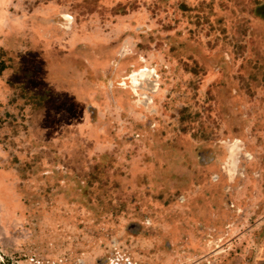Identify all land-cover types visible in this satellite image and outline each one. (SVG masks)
<instances>
[{"label":"rangeland","instance_id":"obj_1","mask_svg":"<svg viewBox=\"0 0 264 264\" xmlns=\"http://www.w3.org/2000/svg\"><path fill=\"white\" fill-rule=\"evenodd\" d=\"M1 63L0 264H264V0H0Z\"/></svg>","mask_w":264,"mask_h":264},{"label":"trees","instance_id":"obj_2","mask_svg":"<svg viewBox=\"0 0 264 264\" xmlns=\"http://www.w3.org/2000/svg\"><path fill=\"white\" fill-rule=\"evenodd\" d=\"M102 46V47H101ZM94 49V48H93ZM105 51H106V46H104V45H97V48L96 49H94V53H91L90 51H89V49L88 50H86L84 47H82V46H79V47H77L76 48V50H73V51H71V52H68L67 53V55H70L71 56V59L73 60V62L72 63H70V64H68L69 66H71V72L69 71V73H67L68 74V76L70 75V74H73L72 72H73V70L74 71H77V72H79L78 70H80L79 68H83V67H81V65H83V61H89V62H91V63H93V62H95V63H99V61H100V63L101 62H103V61H101V58L102 57H104V55H105ZM65 54V53H64ZM93 54H95V55H93ZM97 58V60H91V59H93V58ZM84 58V60H82ZM47 59V58H46ZM81 60V65H77V64H79L80 61ZM47 63H48V61H47ZM50 63V65H47V73L49 74V76H50V78H51V73L54 75V74H56V68L55 67H53V65H57V64H55L54 62H49ZM84 66V65H83ZM5 70V64L4 63H1L0 64V75L2 74V72ZM68 76H67V79H65V81H67L68 80ZM54 79V78H53ZM89 80H92V78H88ZM55 81H57L56 79H54ZM63 81V79H61L60 80V82H62ZM59 81H57V83H58ZM74 83H75V81H74ZM68 84V83H67ZM54 85V84H53ZM55 86V85H54ZM75 86V85H74ZM78 95V94H77ZM35 99V98H34ZM33 99V100H34ZM34 103V104H33ZM32 103V105L34 106V110H32L33 112H36V113H38V106L36 105L37 104V101H34ZM18 113H21V112H18ZM3 123H5V122H3ZM7 123V125H9V127H11L12 129H18L19 127V122H17V121H14V122H6ZM0 126H1V124H0ZM243 130V129H242ZM15 135V134H14ZM175 155H178L177 153H175L174 152V157H176L177 158V156H175ZM183 157V156H182ZM169 163V162H168ZM16 165H18L16 162L15 163H10V164H8L7 166H12V167H10L9 169H8V171H11L12 170V168L13 169H15V166ZM175 167L173 166V163L171 162V160H170V163H169V169H171V171H173V169H174ZM100 170H102V168L100 169ZM100 170H98L97 171V169H93V171L92 172H90V174L92 175V178H97L96 180H91V178L90 177H88L92 182H96V183H98V182H100V181H102V180H104V174L103 173H101L100 172ZM103 171V170H102ZM121 176V175H120ZM122 177V176H121ZM136 179V178H135ZM90 184V186L92 187L93 185L91 184V183H89ZM136 184H138L137 182H136ZM58 185V184H57ZM58 187H59V185H58ZM58 187H56V189L58 188ZM92 190V189H91ZM92 192L94 193L95 191L94 190H92ZM54 194H58L57 196H56V199H55V201L56 202H54L53 200L52 201H50V203L51 204H49V208H48V210H51L53 207H55L56 206V204H57V202H59V203H64V204H67V205H69V204H71L72 202H75V203H79V204H81V205H87V198L85 197L86 195H87V188H86V186H85V184L83 183L82 184V182H81V180L78 178V176H70V178H69V180H68V186L64 189H62V188H60L57 192H55ZM46 195V194H45ZM47 195H51V194H47ZM61 195H62V197H63V199H62V201H61ZM95 197H97V195L95 194ZM93 199V198H92ZM103 198H101L100 199V197H98V199L97 198H95V199H93V201H95V203L96 204H94V207H96V206H100V205H98L99 204V200H102ZM119 205H121V204H119ZM124 205V204H123ZM123 205H121L120 207H123ZM125 208V205H124V207H123V209ZM93 210H95L94 208H92ZM88 210V209H87ZM89 211H91L92 212V215H93V217L94 218H97V214L94 212V211H92V210H89Z\"/></svg>","mask_w":264,"mask_h":264},{"label":"clouds","instance_id":"obj_3","mask_svg":"<svg viewBox=\"0 0 264 264\" xmlns=\"http://www.w3.org/2000/svg\"><path fill=\"white\" fill-rule=\"evenodd\" d=\"M115 75V74H114ZM114 77V76H113ZM113 77H111V78H113ZM115 79V78H114ZM111 81H115V82H110V83H108V88L109 89H114L115 87H117L116 89H118V90H125V89H127V85L125 84L126 82H127V78L126 79H124L123 78V80H121L120 81V79H116V80H112L111 79ZM140 81H143V80H140ZM135 83H138L139 84V82H135ZM124 85H126V86H124ZM116 89H114V90H116ZM146 97V96H145ZM145 97H143L144 99H146ZM236 146H238V144H236ZM242 151H244L245 152V150L244 149H242ZM224 170V169H223ZM225 173V172H224ZM116 264H121V263H116Z\"/></svg>","mask_w":264,"mask_h":264},{"label":"crops","instance_id":"obj_4","mask_svg":"<svg viewBox=\"0 0 264 264\" xmlns=\"http://www.w3.org/2000/svg\"><path fill=\"white\" fill-rule=\"evenodd\" d=\"M77 95V94H76Z\"/></svg>","mask_w":264,"mask_h":264}]
</instances>
